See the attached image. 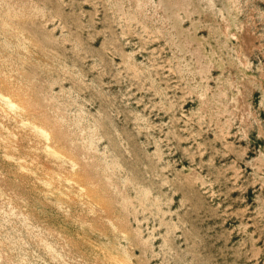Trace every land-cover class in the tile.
Segmentation results:
<instances>
[{
    "label": "rangeland",
    "instance_id": "rangeland-1",
    "mask_svg": "<svg viewBox=\"0 0 264 264\" xmlns=\"http://www.w3.org/2000/svg\"><path fill=\"white\" fill-rule=\"evenodd\" d=\"M0 264H264V0H0Z\"/></svg>",
    "mask_w": 264,
    "mask_h": 264
}]
</instances>
